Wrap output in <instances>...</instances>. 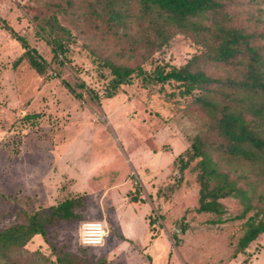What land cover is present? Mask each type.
Here are the masks:
<instances>
[{"label":"rangeland","instance_id":"rangeland-1","mask_svg":"<svg viewBox=\"0 0 264 264\" xmlns=\"http://www.w3.org/2000/svg\"><path fill=\"white\" fill-rule=\"evenodd\" d=\"M94 1L0 0V231L64 199L81 200L77 219L49 226L47 242L32 237L19 264H52L53 247L77 264H264V234L236 255L251 215L238 218L239 200H220V218L196 212L195 163L180 171L177 161L204 131L206 118L191 98L172 83L144 87L139 78L104 96L110 77L99 56L150 73L183 66L197 47L176 35L141 63L133 56L140 51L90 20ZM260 10L264 17V4ZM52 16L71 34L63 37V66L52 60L51 36L41 27ZM7 27L46 61L44 75L26 60L13 65L24 49ZM86 222L105 226L103 246L80 245Z\"/></svg>","mask_w":264,"mask_h":264},{"label":"trees","instance_id":"trees-1","mask_svg":"<svg viewBox=\"0 0 264 264\" xmlns=\"http://www.w3.org/2000/svg\"><path fill=\"white\" fill-rule=\"evenodd\" d=\"M250 2V3H249ZM248 4L258 7L247 9ZM264 0H96L90 7V20L99 21L113 36L128 41L130 51L141 63L168 46L176 35L188 38L197 52L181 67L168 70L156 66L146 72L99 56L98 65L110 77L105 98H113L121 86L139 78L142 86L172 83L180 97H190L206 118L204 131L197 134L183 156L178 157L180 171L195 163L199 186L198 213H225L220 200L240 201L238 218L250 216L236 245V255L264 234ZM92 17H94L92 20ZM50 35L52 60L59 66L68 62L63 37L70 31L52 16L41 25ZM24 52L14 62L26 60L38 75H44L47 63L26 41L7 27ZM119 40V39H118ZM62 57L65 60H60ZM174 94L171 93L170 96ZM139 188L131 202H138ZM78 197L67 198L26 214L21 223L0 231V264H19L21 252L34 236L47 242V228L55 223L77 219ZM220 221V220H218ZM52 264H77L70 253L52 248ZM43 258V256H42ZM241 264H247L244 260Z\"/></svg>","mask_w":264,"mask_h":264},{"label":"built area","instance_id":"built-area-1","mask_svg":"<svg viewBox=\"0 0 264 264\" xmlns=\"http://www.w3.org/2000/svg\"><path fill=\"white\" fill-rule=\"evenodd\" d=\"M106 235V228L101 222H86L80 227L78 239L83 247H100Z\"/></svg>","mask_w":264,"mask_h":264}]
</instances>
